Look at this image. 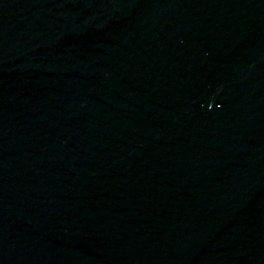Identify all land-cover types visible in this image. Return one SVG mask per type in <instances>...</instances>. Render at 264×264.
<instances>
[{
  "label": "water",
  "instance_id": "1",
  "mask_svg": "<svg viewBox=\"0 0 264 264\" xmlns=\"http://www.w3.org/2000/svg\"><path fill=\"white\" fill-rule=\"evenodd\" d=\"M0 264H264V0H0Z\"/></svg>",
  "mask_w": 264,
  "mask_h": 264
}]
</instances>
